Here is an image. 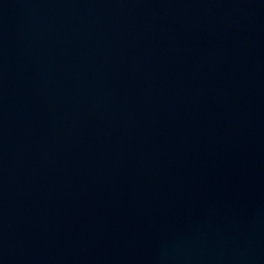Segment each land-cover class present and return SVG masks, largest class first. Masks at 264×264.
Listing matches in <instances>:
<instances>
[{"label":"water","instance_id":"water-1","mask_svg":"<svg viewBox=\"0 0 264 264\" xmlns=\"http://www.w3.org/2000/svg\"><path fill=\"white\" fill-rule=\"evenodd\" d=\"M0 264H264V0H0Z\"/></svg>","mask_w":264,"mask_h":264}]
</instances>
